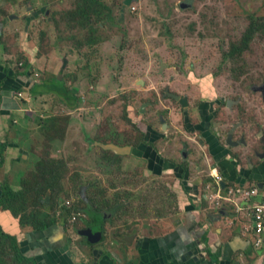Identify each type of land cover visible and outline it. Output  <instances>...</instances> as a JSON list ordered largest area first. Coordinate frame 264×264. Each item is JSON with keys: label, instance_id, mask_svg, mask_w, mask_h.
Here are the masks:
<instances>
[{"label": "rangeland", "instance_id": "374dc122", "mask_svg": "<svg viewBox=\"0 0 264 264\" xmlns=\"http://www.w3.org/2000/svg\"><path fill=\"white\" fill-rule=\"evenodd\" d=\"M104 1L113 10L112 26L95 28L94 41L84 45L89 33L64 14L75 0H0V82L5 68L13 74L25 71L38 82L59 76L79 98L68 106L54 94L35 97L25 86L17 88L16 79H6L2 87L11 92L2 93L0 116L6 126L14 123L10 129L19 138L12 141L23 157L9 169L0 168V182L27 192L15 207L30 212L37 205L35 190H29L41 184L30 170L42 157L65 167L47 191L71 207L72 216L60 234L61 255L54 264H114V257L119 264L154 260L147 255L155 258L153 249L161 251L162 243L156 242L163 233L186 220L182 199L192 197L180 176L189 161L181 148L191 144L185 115L197 125L200 102L202 112L214 114L216 92L233 100L228 113L223 114L224 104L218 107L220 117L240 124L233 138L243 134L250 144L257 130L264 135V100L260 91L251 90L264 83V35L248 44L239 61L224 51L241 37L249 15H264V0H192L190 6L187 0H136L131 8L124 7L125 0ZM20 58L29 62L22 65ZM167 85L186 91L190 105L184 108L164 96ZM162 120L175 127L171 143L143 133L148 127L161 131ZM237 147L233 154L239 157L245 151ZM195 155L202 160L201 153ZM164 159L173 163V171L156 172ZM82 198L102 212L114 210L106 217L105 239L94 246L82 233L87 229ZM3 226L19 238L18 229ZM10 253L0 244V264H24Z\"/></svg>", "mask_w": 264, "mask_h": 264}, {"label": "crops", "instance_id": "0c3cea01", "mask_svg": "<svg viewBox=\"0 0 264 264\" xmlns=\"http://www.w3.org/2000/svg\"><path fill=\"white\" fill-rule=\"evenodd\" d=\"M8 107L18 108V106ZM2 109L3 113L7 112L5 108ZM205 115H207L206 120H212L213 117L209 110L205 112ZM3 121L0 116V142L7 143L3 161L0 157L2 164L0 168L9 169L14 160L19 161L23 156L20 155L21 149L15 148L16 143L12 141L13 137L19 138L18 134L10 129L15 128L14 123L12 122L11 127H8ZM204 128L205 126L196 127L200 136L188 138V141L192 142L190 141L191 144L186 142L187 150L185 142L181 148L184 149V154L181 155L189 161L180 176L183 175L186 180L185 185L188 187L187 191L192 196L188 198L184 195L182 199L186 220L172 223L174 225L171 229L163 233V238L156 242V244L162 243L161 251L154 248L155 258H151V254H148L147 259H154L148 264H214L208 255L209 251L216 254V264H264V247L257 245L259 235L253 230V209L261 195L245 196L243 191L240 193L236 191L257 186L264 193V158L261 157L264 144L260 141L264 135L257 130L256 140H250L247 146L240 144L237 147L238 151H245H241V155L237 157L233 154L236 149L226 145L221 137L216 143L214 140L209 141L203 137ZM191 135L189 134V137ZM205 135H207L206 132ZM190 149L195 153H201L202 160H199ZM13 152L17 157H12ZM7 153H9L8 156ZM248 160L252 164L251 167L248 166ZM156 161L157 157H154L153 163ZM163 161L161 170L168 168V171H173V163L166 159ZM243 161L248 164L244 165ZM216 168L223 177L219 185L216 182ZM223 181H225L224 187ZM198 192L199 196H197ZM220 210L226 214L220 217L218 214ZM209 214H212V219ZM17 220V217H14L10 211L0 208L1 224L8 223L9 227H13L14 230L18 229V239L25 240L29 245L33 236L22 237L21 231L25 229L18 225ZM51 252L49 260L47 256L43 258V254L37 252L39 261L42 264H54L53 248ZM164 253H167V256H163Z\"/></svg>", "mask_w": 264, "mask_h": 264}, {"label": "trees", "instance_id": "16d2710c", "mask_svg": "<svg viewBox=\"0 0 264 264\" xmlns=\"http://www.w3.org/2000/svg\"><path fill=\"white\" fill-rule=\"evenodd\" d=\"M123 5L124 7L131 8V4L125 5V2H123ZM64 14L71 21H77L79 24L78 26L89 33V37H86L87 39L78 38V40L86 39L84 45L88 44L87 42L94 41V36L97 33L95 28L101 26L102 24L105 26H112L111 24L113 23V10L105 3L104 0H75V6L71 10L66 11ZM31 19L33 18H27V21L29 22ZM247 20L246 27L241 33V37L238 40H235L231 46L224 50L229 59L233 61H239L241 59L243 50L248 47V44L251 41L255 40L256 36L264 35V15L258 16L251 14L248 16ZM21 59L22 58H20V60ZM21 61L22 65L29 62V60L25 62H23V60ZM234 71L237 72V68H235ZM3 72L5 73V76L0 82V101L3 92H11L9 89H4L2 91L3 84L6 82L5 80L16 79V87L19 88L25 86L32 96L37 97L44 94H54L59 96L68 106H74L77 102H79V98L74 95L76 89L71 88L64 79H59V76H56L54 79H46L42 82H38L34 79V77L29 76L25 71L18 70L13 74L8 68H5V71L3 70ZM203 114L204 118L205 116L207 117L205 112H203ZM187 124L188 126L192 125L189 120L187 121ZM6 147L7 143L0 142V157L2 161L4 159ZM64 169L65 167L60 160H48L46 157H42L41 160L35 164V168L30 170V172L34 171L35 174L33 176L37 178L41 184L39 190L37 187L29 190H35L32 195L37 197V205L34 206V209L30 212H27L26 208H24L23 212H21L15 207L16 204H20L21 200L26 196V190H22L23 187L15 188L7 182H0V208L10 211L19 219L17 220L18 225H20L22 229L28 231L26 236H33L31 243L24 247L17 236L4 229L0 222V244L4 245L7 247V250L11 251L10 255L12 257H17L18 263L42 264L37 257V252H41L43 254V258L44 256H47V259H49V256L52 255V248L56 249L54 250L56 251V253H54V260H56V258H60V247L57 245L62 246L60 234L65 232L67 224H70L69 220H72V216H70L71 207L65 205L62 206L55 195L53 199L47 191L49 190L48 185L52 187L53 184L58 182L63 177L62 171ZM156 172L160 173L161 169H157ZM82 199L84 203L83 210L87 214V218L85 220L86 228L102 230V238L99 242L90 243L88 239L86 240L89 245L94 246L105 239L106 217L107 214L113 215L114 210L112 208H107L105 212H102L99 208H97L98 206L95 202L93 203L89 199L85 198ZM109 253V251H106V254ZM208 255L214 264H216V254L209 251ZM114 264H119L115 257Z\"/></svg>", "mask_w": 264, "mask_h": 264}, {"label": "flooded vegetation", "instance_id": "af4514ba", "mask_svg": "<svg viewBox=\"0 0 264 264\" xmlns=\"http://www.w3.org/2000/svg\"><path fill=\"white\" fill-rule=\"evenodd\" d=\"M32 14H35V13L32 12ZM252 69H257V67H253L252 66ZM216 79H217V75H216ZM165 88L166 89H165V92H164V96H167V97L171 98L172 100H176V102H178L180 104V106H182L184 108H186L187 106L190 105L188 94L182 88H179L177 86H171V85H167V86H165ZM251 90L260 91L262 99L264 100V83H262L261 85L253 84L251 86ZM184 99H186V101H187L186 105H184V102H183ZM232 101L233 100H231L230 98H226V97L222 98V97H220L219 93L216 92V112L214 114H212V117H213L212 122H208V120L205 119L206 116L204 118V114L201 111V106H200L202 102H200V104H199V108H200L199 114H201V120L199 121V123L201 122L200 124L195 125V123L192 124L190 122L192 125L188 126L187 121L189 120V114L185 115L186 118L184 120H186V121L184 123V129L187 130V132H188V137L187 138H190V139L193 138V137L194 138H196V137L198 138L200 136L199 135L200 132H198V130L195 127L196 126H204L205 125V128L203 130L207 133V135H205V132H202V136L203 137H205L206 139H209V141L214 140L215 143H216L217 141L220 140V137L222 135L221 139L224 138L223 142L226 143V141L229 138L230 133L233 131L232 132V136H234V134H235V132H237L238 127H239L240 124H239L238 121L232 120L231 118H226V120H224V118L220 117L221 113L219 112V110H218L219 108L218 107L221 104H224V106H227V107H223V109H225L223 114L228 113V111L230 110V108L232 106L231 105ZM223 102H225V103H223ZM186 111H184V114H186L185 113ZM215 116H216V120L214 121V117ZM212 125H213V132L211 131L212 130V128H211ZM159 128L160 129L162 128L161 131H159L157 128L154 129L152 127H148V129L146 128L145 131H143V133L145 135H148V139H150L153 135L157 136L158 140L159 141L160 140L163 141L164 144L171 143V141H173L175 139V138L171 139L175 135V131H176L175 127L174 128L166 127L165 120H162L161 125H159ZM141 132H142V129H141ZM189 134H192V135L189 137ZM232 140L239 141V144L237 146H239L240 144H243L245 146L248 145V142L246 141L245 136H243V134L239 135V136H236L234 138L232 137ZM187 141H188V139H187ZM260 141L264 144V138H261ZM175 143H177V142H175ZM229 147L232 148L233 146H229ZM181 154H184V149H181ZM88 229H90L93 234H95L96 231H98L97 229L96 230L91 229V228H88ZM88 241L90 243H92V241H90L89 238H88Z\"/></svg>", "mask_w": 264, "mask_h": 264}, {"label": "built area", "instance_id": "2783aa9c", "mask_svg": "<svg viewBox=\"0 0 264 264\" xmlns=\"http://www.w3.org/2000/svg\"><path fill=\"white\" fill-rule=\"evenodd\" d=\"M222 179L223 177L221 176V174L218 172L216 168L217 185H219ZM236 191L239 193L243 191L242 193L245 196L261 195L260 200L258 201V203L255 204L254 209H253V216H254L253 230L255 231L256 234L259 235V238L257 240V245L259 247H264V193H262L261 190L257 186H254L253 188L247 189V190L237 189Z\"/></svg>", "mask_w": 264, "mask_h": 264}, {"label": "water", "instance_id": "95a60500", "mask_svg": "<svg viewBox=\"0 0 264 264\" xmlns=\"http://www.w3.org/2000/svg\"><path fill=\"white\" fill-rule=\"evenodd\" d=\"M133 1H136V0H125V5H130ZM186 3L190 6L192 4V0H187ZM186 7H188V6H184V7H182V9H184ZM183 102H184V105L187 104L186 99H184ZM232 132L230 133L229 138L226 141V143L228 146H237L239 144V141L232 140V137H233ZM261 157L264 158V153L261 154ZM224 183H225V181H223V187L225 185ZM218 214L221 217L223 214L225 215L226 213L223 210H220ZM209 217L212 219L213 218L212 214H209ZM82 233L87 235L88 238L90 239V241H92V242H98L102 238V230L101 229H99L98 231H96L95 234H93L91 232V230L87 228L86 230H83Z\"/></svg>", "mask_w": 264, "mask_h": 264}]
</instances>
